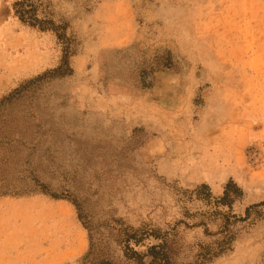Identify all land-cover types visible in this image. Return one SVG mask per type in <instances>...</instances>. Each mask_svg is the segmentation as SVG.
I'll list each match as a JSON object with an SVG mask.
<instances>
[{
	"label": "rangeland",
	"instance_id": "rangeland-1",
	"mask_svg": "<svg viewBox=\"0 0 264 264\" xmlns=\"http://www.w3.org/2000/svg\"><path fill=\"white\" fill-rule=\"evenodd\" d=\"M71 200L111 259L264 264V0H0V264H85Z\"/></svg>",
	"mask_w": 264,
	"mask_h": 264
},
{
	"label": "trees",
	"instance_id": "trees-1",
	"mask_svg": "<svg viewBox=\"0 0 264 264\" xmlns=\"http://www.w3.org/2000/svg\"><path fill=\"white\" fill-rule=\"evenodd\" d=\"M29 1V0H27ZM23 6V4H19ZM25 6V5H24ZM18 16L25 23H30L34 27L42 26V22L37 19L35 11H27L18 9ZM235 188L232 183L226 187L225 196L221 201L228 199L230 190ZM201 190H209V187L203 185ZM61 200L60 197L53 196ZM63 200V199H62ZM70 200V199H69ZM71 203L77 208L80 220L84 227L89 232V250L84 257L85 264H175L172 253L169 247V233L162 234L160 230L149 227H132L124 223L122 220H117L116 225L110 228V236L114 237L120 256L117 259H111L105 253L104 241L98 243L92 229L88 227L83 214L81 205L78 201L71 200ZM227 230V229H225ZM228 231H223L218 235ZM152 240L160 241L159 244L150 243ZM231 238H227L223 243H216L217 247L201 246L198 264H207L214 258L218 257L221 252L227 250L231 246ZM144 249V250H143Z\"/></svg>",
	"mask_w": 264,
	"mask_h": 264
}]
</instances>
